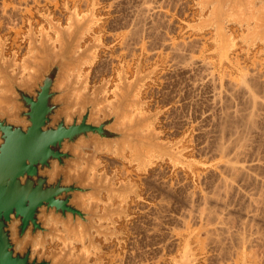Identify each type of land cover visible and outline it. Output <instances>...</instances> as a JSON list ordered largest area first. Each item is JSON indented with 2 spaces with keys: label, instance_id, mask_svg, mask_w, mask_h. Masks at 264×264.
<instances>
[{
  "label": "rangeland",
  "instance_id": "rangeland-1",
  "mask_svg": "<svg viewBox=\"0 0 264 264\" xmlns=\"http://www.w3.org/2000/svg\"><path fill=\"white\" fill-rule=\"evenodd\" d=\"M37 1L35 0L33 2V0H0V47L4 45L5 48L3 54L0 50V59H2L3 62L15 61L16 64L23 63V60L30 55L29 35L31 34L32 30H34L35 35L38 36V40L41 39L43 32L49 33L48 35L55 42L56 47L59 48V35L55 31H53V29H51L48 23V18L51 17L53 20H55V22H60L63 28H69V18L71 15L70 12H77L79 16L87 17L91 14V9L94 0ZM111 1L112 0H96V5L99 6L98 10H100L99 12L98 10L96 11V15L98 17H104L106 14H109V11H112V9L110 8L111 5H109ZM263 5L264 4L260 2L256 3L257 7ZM13 8L14 10H18L14 12ZM10 11L12 14H14L12 15ZM61 13L65 16V19H61V17L58 16V14L60 15ZM198 14H201L199 9L197 10V15ZM199 15L195 19L196 23L198 22L197 19ZM208 15L209 11L204 15V18H207ZM260 16L261 15L256 8L255 15L250 16V19H246L244 17L243 23L240 24L241 21L238 20L239 24H227L226 31L230 36L231 41L229 45L225 48H222L218 42L213 43L216 38V28H212L208 31H205L203 34L194 35L192 34V32H188L190 34L184 33V27H182L183 29L180 28L181 30L177 28V30H175V33H172L173 35L170 37V39L167 40V42L180 41L179 43H181V41L184 40L186 36H190L192 38H190L191 40L194 39L193 41L195 43L193 44V46L189 45L186 48L190 50V52L188 51L190 58L191 55L195 58V64L197 65V67L194 69V71L190 69H177L178 67L175 68V66L172 67V64L176 62L174 60L176 56L169 49V45L167 46V48L166 46H164V49L161 51L162 53L160 52L158 47H154L153 51H148L149 54L146 53L145 60L148 59L151 61V63L146 64L145 68L143 67V75H147L149 72H151L153 70L152 66L158 62H160L162 66L160 67V70L157 69L153 71V74L151 75V80H148L146 82L145 87L143 88L144 91L142 90L144 93L141 91L140 99L143 102H146V105L142 108V113L150 115L155 114L158 111L161 112V114L156 118L153 127L157 131L159 141L173 147V153H175L178 161L174 162L169 156L157 155L153 157L155 159L153 160L152 166L148 168L149 172L146 171L138 173L136 165L130 166L129 163L124 162L123 160H119L115 156L108 155L106 153L97 155L96 160L99 161L101 165L103 164L99 168V173L106 174L109 178L116 175L115 182L113 183L115 187H120L122 185L128 184L129 187L133 188L134 192L133 194H129L125 197H119L118 195H114L115 198H110L107 193H103L104 195L102 194L100 202V214L101 212H103L102 210H104V207L110 204L113 207L121 206L124 211H126L127 215L123 214L121 218L118 216L114 217L115 225L109 221H106V224L103 222V225L105 226L104 231L106 233H115L113 237H109L111 239V242L109 238L106 240L104 236H99L96 232H94V235L96 234L95 242L99 245V249L92 250L89 259V264H127V262L128 264H135L134 262H136L137 260L139 264H264V246H262L264 245V189L258 187L255 184V180L237 182L238 185L235 190L231 192L227 191L230 193L225 192V190L223 189L217 188L220 176L222 174V164L224 163L223 158L221 157L222 152L220 151V147L223 146L222 144L224 142L226 144V141H224L223 138L227 140V145L229 141L230 143H233V141L236 140L237 137L242 134L244 129L243 127H245V125L247 124V118L250 117V114L248 115V117L247 114L250 111L251 114L254 113L253 111H255H252V109L254 108L253 100H250L248 95L247 97L252 104L247 101L246 94L248 92V84L245 82L244 78L247 77L249 80L253 76L254 78L258 77V79L264 81V33H261V29L259 30L260 37L257 39L254 38L257 34L256 27L258 26L257 23L260 19ZM104 18L105 19L102 24H100L99 26L92 27L91 31L85 34L86 40L82 43L83 49L88 44H92L96 37L101 34L103 42L105 40V43L108 45H112L115 42V39L123 38L126 35L124 33L121 34L123 29H120V26L114 27L111 21H107V17ZM13 27H15L16 29H13ZM176 33L178 34L177 38L174 37V34ZM207 34H211V36ZM188 43L190 44V42ZM123 48L124 46H121L119 44L117 47L112 46L113 50H101L98 55L99 62L97 61L95 64L96 67L93 70L91 68H86L83 70V76L89 78L87 88H89L90 92L93 91L95 86L103 84L104 81L109 79L111 80L109 90L115 88L116 83H118V72H120L119 63L124 61V59L127 62V57L125 55L118 59H115V57L119 55V52H121V49ZM140 48L143 47L138 46L135 47V49L131 48L130 50L131 55L134 54V58L133 60H130V62H134L132 68L133 71L131 70L128 72V70L126 69V74L128 75L129 80L135 78L136 72L134 64H136V62L139 60L138 56L141 51ZM167 52L169 53V55ZM109 55H112L114 57L113 64L111 63L109 65V69L103 70L102 63ZM190 58L187 59L189 63L191 62ZM237 58L241 60V65H238L236 63L237 61L235 60H237ZM182 66L184 65L182 64ZM14 71L18 72V69H15ZM24 71L25 73L28 72V70ZM231 80H233L237 84V86L234 87L237 90L236 92H241L239 93V95H237V93L233 91L234 87L230 84ZM2 85L3 83L0 80V88ZM213 88H215V91H222L223 97L227 95L224 97V99L225 101L228 99L229 102L227 100L226 102L223 101V104L213 105ZM232 92H234L237 98L235 95V97H233V95L232 97L236 98L237 100L235 102L230 103V100L234 101V99H232V97L230 96ZM2 94L3 91L0 90V95ZM229 96L231 97V99H229ZM262 96V92L261 94L258 93V99L260 101L263 98ZM111 99H114V97L111 96ZM236 111H238V113H236ZM233 112H235L236 114H240L241 116H238V118L235 120L231 119V121L228 120L226 122V120L223 119V116L227 113L234 114ZM256 114H260L259 116H257L259 119L256 117V129H253L257 131H249L248 141L250 142V146L248 153L250 154H248V157L250 156V159L247 157L246 160L251 163L253 160H255V162L253 161L254 163H259V161L261 163H264V109L260 108L259 110H257ZM225 126H229L230 129L239 132L238 136L234 135L236 139H231L235 137L230 136V130L226 129L227 127ZM222 129H224V131L226 129V131H228L229 133H223ZM226 134L229 135V140L228 138H226L228 137V135L226 136ZM254 136L255 138H253ZM230 139L232 140V142ZM222 140L224 141L223 143ZM235 142L236 141H234V143ZM89 153L92 154V152ZM127 157L130 158L129 152L127 153ZM114 160L116 165L113 164ZM242 160H240V162ZM116 161L119 164L121 163L126 165L128 176H124L121 174L122 170H120L119 164L117 167ZM110 163H112V165ZM262 169L264 168L260 169V167H255L252 169V175L254 176V174L256 173L254 178L258 177L260 179H264V170ZM254 170L257 172H255ZM254 185L256 186V189ZM252 186H254V188H252ZM164 187L166 188V190ZM238 187L240 188L238 189ZM257 190H259L258 193ZM161 193L164 195V198ZM202 196L208 198L210 201V206L207 207V209H202V204L200 202ZM216 196L218 197L216 198ZM245 196L247 197V199ZM169 197H172L173 199H170ZM224 197L227 199H225ZM259 198L261 199L262 203ZM254 200L260 201V205L262 206V208L260 205L258 210L254 206L251 207V203ZM170 201L172 203H170ZM211 201H213V205ZM219 204L220 206H218ZM227 205H229V208ZM130 207L133 208H131V213L127 211L128 208L130 209ZM144 209H146L147 211ZM202 210L203 212H205L204 214H202ZM210 210L216 211L214 212V214H210ZM250 210L255 212L253 213ZM190 214H192V216L196 217L197 219H191L192 216ZM161 216L163 218H161ZM211 216H214L215 220L212 219ZM250 216L252 217V219ZM178 217L184 218L180 219ZM199 217L203 218L201 219ZM124 221H130L129 225H127V227L130 226L129 230H126L123 227L122 223ZM166 221L168 223H166ZM140 222L142 225L140 224ZM137 223L138 225L136 226ZM258 223L259 226L257 225ZM139 224L141 225V227H139ZM227 229L229 230V232ZM131 230L135 231H133L132 233ZM149 230H152L151 234H149ZM139 231L140 235L138 233ZM213 231L215 233L211 235V232L213 233ZM136 232L138 233L136 237L139 238L140 242L143 241L141 242L142 244L138 241V238L135 237ZM227 233L229 236L227 235ZM220 234L222 238H220ZM230 237H232V239ZM144 240L146 241L144 242ZM70 244H72V246H74L75 248V251L73 252L74 259L80 257V254L84 250L83 245L80 243H75L74 241H71ZM86 244L88 245V242ZM132 244L133 246L130 247ZM139 244L144 245L143 248H141L142 246ZM247 246L249 248H247ZM63 247L64 244L59 240H55L54 242H52V240L49 239L48 245L46 246L45 250L40 249V252L45 253L46 255H50L53 249L54 251H60ZM253 247L256 248L253 249ZM259 247L261 248V251ZM136 248L138 249V252ZM163 248H166L167 250H164ZM248 249H252L256 255H249ZM128 250L131 251L128 252ZM161 253L163 255H161ZM133 254H136V256ZM142 254H145L146 256ZM185 254L186 256L184 257ZM111 255L114 256L113 259L111 258ZM116 257L118 261H116ZM132 257H134V260H132ZM128 258H132L131 261ZM228 258L230 260H228ZM142 259L143 261H141ZM182 259L184 260L182 261ZM138 262L136 264H138Z\"/></svg>",
  "mask_w": 264,
  "mask_h": 264
},
{
  "label": "water",
  "instance_id": "water-1",
  "mask_svg": "<svg viewBox=\"0 0 264 264\" xmlns=\"http://www.w3.org/2000/svg\"><path fill=\"white\" fill-rule=\"evenodd\" d=\"M257 2L264 4L199 0L198 22L184 23V33L216 28L213 43L225 48L231 41L227 24L243 23L257 8V39L260 29L264 33V5L257 7ZM98 8L94 0L87 17L70 12L69 28L48 18L59 35V48L49 33L38 40L32 30L30 55L23 63L0 59V264H89L92 250L99 249L94 232L106 240L115 235L104 231L103 222L115 225L114 217L126 211L109 204L100 214L101 196L125 197L134 190L128 184L115 187L116 175L100 174L97 155L106 153L136 165L138 173L148 171L157 155L178 161L173 147L159 141L153 127L161 112L142 113L146 102L140 99L141 91L159 64L143 75L141 55L134 79L129 80L123 62L114 89L109 90L110 79L92 92L87 88L83 70L93 69L102 49H112L102 34L82 48L85 34L104 22L96 15ZM0 50L3 54L4 45ZM49 239L64 247L50 255L41 253ZM71 241L83 245L76 259Z\"/></svg>",
  "mask_w": 264,
  "mask_h": 264
},
{
  "label": "bare ground",
  "instance_id": "bare-ground-1",
  "mask_svg": "<svg viewBox=\"0 0 264 264\" xmlns=\"http://www.w3.org/2000/svg\"><path fill=\"white\" fill-rule=\"evenodd\" d=\"M35 0H33V2H34ZM37 1V0H36ZM40 1V0H39ZM49 1V0H48ZM71 1H77V0H71ZM38 2V1H37ZM67 2V1H66ZM102 2V1H101ZM100 2V3H101ZM110 2V1H109ZM54 3V2H53ZM57 3V2H56ZM68 4V3H67ZM78 5V4H77ZM109 5H110V3H109ZM13 10H14V8H13ZM18 10V9H17ZM17 10H14V12H16ZM100 10H98V12H99ZM102 11V10H101ZM1 12V11H0ZM21 12V11H20ZM10 13H11V11H10ZM82 13V12H81ZM109 13H110V11H109ZM12 14V13H11ZM14 14V13H13ZM12 14V15H13ZM68 15H70V14H68ZM107 15V14H106ZM58 16H60L61 17V19H65L64 17V15H62V13L59 15L58 14ZM100 16V15H99ZM59 17V18H60ZM146 17L147 16H145L142 20H145L146 19ZM55 21V20H54ZM60 23V22H59ZM142 23V21L140 20L139 21V24H133V28H134V30H130V29H126V33L124 32V34H126V36H127V39L129 40V41H133V42H139V41H141L142 39H143V36L145 35V32L144 31H142V30H140V28L139 27H141L140 26V24ZM64 26V25H63ZM17 27V26H16ZM46 28V27H45ZM99 28V27H98ZM236 28V27H235ZM13 29H16L15 27H13ZM181 29H183L182 27H181ZM180 29V30H181ZM17 32H19V31H17ZM207 33V32H206ZM237 33V32H236ZM100 34V33H99ZM193 34V33H192ZM20 35V34H19ZM96 35V34H95ZM194 35V34H193ZM207 35H210L211 36V34H207ZM191 37L190 36H186L185 38H184V40H182L181 41V43H179V42H176V41H169V42H167V38H163V40H162V43H161V45L164 47V46H166V48H167V46L169 45L170 47H169V49L174 53V55L176 56V58H174V60L176 61V62H174L173 64H172V67H174L175 66V68H177V69H190V70H193L194 71V69L197 67V65L195 64L196 62H195V58L194 57H192V55H191V58H190V56H189V53H188V51L190 52V50L189 49H186L187 48V46H189V45H191V46H193V44L195 43L193 40H191L190 39ZM89 39V38H88ZM90 40V39H89ZM91 42V41H90ZM167 42V43H166ZM188 42H190V44L188 43ZM27 44V43H26ZM88 44V43H87ZM131 43H129L128 41L127 42H125V48H123V49H121V52H119V55L117 56V57H115V59H118V58H120V57H122L123 55H125L126 57H127V63H126V67H125V69H127L128 70V72L129 71H131L132 70V68H133V62L131 61L130 62V60H133V58H134V54L133 55H131V52H130V47H131V45H130ZM25 49V48H24ZM103 50V49H102ZM113 50V49H112ZM103 52V51H102ZM101 52V53H102ZM162 53V52H161ZM168 53V52H167ZM140 54V53H139ZM149 54V53H148ZM102 55V54H101ZM168 55H169V53H168ZM187 55H188V57H187ZM167 56V55H166ZM168 57H170V56H168ZM161 58V57H160ZM190 58V60H191V62L189 63L188 62V60L187 59H189ZM20 59V58H19ZM162 59V58H161ZM101 60V59H100ZM113 60H114V57L112 56V55H109L108 57H106V59L103 61V63H102V68H103V70H107V69H109V65L112 63L113 64ZM168 60V59H167ZM235 61H237L236 63L238 64V65H241L242 64V62H241V60H239V58H237V60H235ZM99 62V61H98ZM167 62V61H166ZM100 63H101V61H100ZM99 63V64H100ZM137 63V62H136ZM143 63H144V61H143ZM151 63V61L150 60H148V59H146L145 60V65L146 64H150ZM184 65V66H182V64ZM169 64V63H168ZM204 64H205V62H204ZM213 64V63H212ZM97 65H98V63H97ZM211 65V64H210ZM209 65V66H210ZM135 66H136V64H135ZM135 66H134V68H135ZM213 66V65H212ZM96 66H94L93 67V69L95 68ZM92 69V70H93ZM144 70V69H143ZM160 70V69H159ZM133 71V70H132ZM192 71V72H193ZM248 71V70H247ZM258 73V72H257ZM131 74V73H130ZM246 74V73H245ZM250 75H253V74H250ZM263 75V74H262ZM134 76V75H133ZM157 76V75H156ZM256 76V75H255ZM258 76V75H257ZM233 78V77H232ZM263 78V77H262ZM245 79V82L248 84V92H247V94H246V98H247V101H249L250 102V104H252L251 103V99L253 100V106H254V108L252 109V111L253 110H255V111H253L254 113H252L251 114V111L247 114V117H248V115L250 114V117H248L247 119H248V121H246L247 122V124L245 125V127H243L244 129H243V132H242V134L241 135H239L238 136V134H239V132L238 131H236V130H232V129H230L229 128V126H225V127H227L226 129H229L230 131V133L228 132V131H226V129H225V131H224V129H222L223 130V133H225V132H228L229 134H231L230 136L232 137H235V136H238L237 137V139H236V137L235 138H231L232 140L233 139H236V140H234V141H236L235 143H234V141H233V143H230V141L228 142V145H227V140H225V138H223L224 139V141H226V144H225V142L222 140V145L223 146H221L220 147V151L222 152V154H221V157L223 158V161H224V163L222 164V167H223V169L221 170V172H222V174H221V176H220V180H219V183H218V185H217V188H220V189H223V190H225V192H227V191H233V190H235L236 188H237V182H240V181H246V180H255V184L258 186V187H261V189H264V179H260V178H258V177H255L254 178V176H255V174H254V176L252 175V169L253 168H255V167H260V169L261 168H264V163H261L259 160H261V159H259L258 161H259V163H254L255 162V160H253L252 161V163L251 162H249L248 160H246L247 159V157H248V154H250V153H248V150H249V146H250V142L248 141V134H249V131L250 130H253V129H256V125H257V116H259L258 114H256L257 113V110H259L260 108H262V109H264V81H261L260 79H258V77H251L249 80H248V78L246 77V78H244ZM252 79V80H251ZM153 83V82H152ZM211 83H213V82H211ZM233 87L234 86H237V84L233 81V80H231V83H230ZM98 85V84H97ZM101 85V84H100ZM214 85H215V83H214ZM213 85V86H214ZM216 86H217V84H216ZM242 86V85H241ZM215 87V86H214ZM225 88V87H224ZM227 88V87H226ZM214 89V92H213V100H212V102H213V105L215 104V105H218V104H223V101L224 102H226L225 101V99H224V97L225 96H227V95H225L224 97H223V93H222V91H218V90H216L215 91V88H213ZM223 90H225V89H223ZM144 91V90H143ZM142 91V92H143ZM233 91L235 92V93H237V95H239V93H241V92H236L237 90L235 89V87L233 88ZM234 92H232V94L230 95L231 97H232V95H233V97H235L236 95L234 94ZM261 92L263 93V98H262V100L260 101L259 99H258V93H260L261 94ZM144 93V92H143ZM229 93V92H228ZM235 95V96H234ZM247 95H248V97H249V99H248V97H247ZM229 96V97H230ZM245 96V95H244ZM228 97V98H229ZM231 97L229 98V99H231ZM232 97V99H234V101L232 100H230V103L231 102H235L237 99V96H236V98H233ZM143 98V97H142ZM241 98V97H240ZM243 99V98H242ZM239 100V99H238ZM147 101V100H146ZM228 102H229V100H228ZM239 102V101H238ZM229 103V104H230ZM245 103V102H244ZM247 105V104H246ZM249 106H252V105H249ZM217 107V106H216ZM233 107V106H232ZM242 107H243V105H242ZM229 108V107H228ZM146 110V109H145ZM214 110V109H213ZM212 110V111H213ZM224 110V109H223ZM233 110V109H232ZM238 110V109H237ZM242 110V109H241ZM251 110V109H250ZM221 111V110H220ZM225 111H226V109H225ZM256 112V113H255ZM153 113V112H152ZM234 114H232V113H227L226 115H224L223 116V119H225L226 120V122L228 121V120H230L231 121V119L232 120H235V119H237L238 118V116H241L240 114H236V113H238V111H236V113L235 112H233ZM260 113V112H259ZM165 114V113H164ZM257 117V118H256ZM246 119V120H247ZM259 119V118H258ZM239 120H241V119H239ZM245 122V121H244ZM245 122V123H246ZM244 123V124H245ZM237 124H239V123H237ZM243 124V125H244ZM222 125V124H221ZM217 126V125H216ZM238 126V125H237ZM219 127V126H218ZM223 128V127H222ZM242 128V127H241ZM240 129V128H239ZM258 129V128H257ZM264 129V128H263ZM260 130V129H259ZM253 131H257V130H253ZM259 132V131H258ZM251 133V132H250ZM220 134V133H219ZM255 134V133H254ZM257 134V133H256ZM225 135V134H224ZM228 134H226V136H227ZM235 135V136H234ZM166 138V137H165ZM226 138H228V140H229V135H228V137H226ZM253 138H255V136L253 137ZM230 139V140H231ZM261 139V138H260ZM232 140H231V142H232ZM251 141H254V140H251ZM234 146H233V145ZM260 144V143H259ZM214 145V144H213ZM258 145V144H257ZM252 148V147H251ZM215 149V148H214ZM251 151V150H250ZM256 151V150H255ZM221 152H219V153H221ZM253 152V151H252ZM129 156V155H128ZM250 157V156H249ZM248 157V158H249ZM252 157V156H251ZM260 157V156H259ZM258 157V158H259ZM199 158V157H198ZM107 159V158H106ZM105 159V160H106ZM243 159V160H242ZM250 159V158H249ZM111 160H113V159H111ZM117 160V159H116ZM240 160H242L241 162H240ZM251 160H252V158H251ZM263 161V160H262ZM167 162V161H166ZM116 163H117V161H116ZM111 165H112V163H110ZM113 164H115V160L113 161ZM118 164L119 163H117V167H118ZM162 164V163H161ZM103 165V164H102ZM116 165V164H115ZM163 165V164H162ZM215 166V165H214ZM113 167V166H112ZM119 168H120V170H122V175H124V176H128V172H127V167H126V165L125 164H119ZM155 168V167H154ZM161 168V167H160ZM217 168V167H216ZM109 169V168H108ZM163 169V168H162ZM259 169V168H258ZM104 170V169H103ZM257 170V169H256ZM262 170H264V169H262ZM156 171V170H155ZM255 171V170H254ZM132 172V171H131ZM149 172V171H148ZM154 172V171H153ZM181 172V171H180ZM255 172H257V171H255ZM263 172V171H262ZM261 172V173H262ZM133 173V172H132ZM165 174V173H164ZM183 174H185V173H183ZM218 174V173H217ZM258 174V173H257ZM164 176V175H163ZM261 176V175H260ZM138 177V176H137ZM147 177V176H146ZM162 177V176H161ZM151 178V177H150ZM185 178V177H184ZM263 178H264V175H263ZM149 179V178H148ZM159 179V178H158ZM182 179V178H181ZM214 179V178H213ZM160 180V179H159ZM128 181V180H127ZM167 182H168V180H167ZM170 182V181H169ZM214 182H215V180H214ZM125 183H127V182H125ZM155 183H157V182H155ZM177 183V182H176ZM179 183V182H178ZM182 183V182H181ZM208 183V182H207ZM149 184V183H148ZM215 184V183H214ZM251 184V183H250ZM254 184V183H253ZM143 185V184H142ZM167 185V184H166ZM244 185V184H243ZM145 186V185H144ZM161 186V185H160ZM255 186V185H254ZM254 186H252V188H254ZM149 187V186H148ZM151 187V186H150ZM153 187H155V186H153ZM152 187V188H153ZM170 187V186H169ZM247 187V186H246ZM160 188V187H159ZM165 188V187H164ZM171 188V187H170ZM176 188V187H175ZM240 187H238V189H239ZM241 188H242V186H241ZM156 189H157V187H156ZM255 189H256V186H255ZM153 190V189H152ZM161 190V189H160ZM164 190V189H163ZM165 190H166V188H165ZM217 190V189H216ZM222 190V191H223ZM242 190V189H241ZM155 191V190H154ZM162 191V190H161ZM160 191V192H161ZM174 191V190H173ZM211 191V190H210ZM258 191L259 190H257V193H258ZM264 191V190H263ZM159 192V191H158ZM165 192V191H164ZM163 192V193H164ZM230 192H227V193H230ZM256 192V191H255ZM147 193V192H146ZM155 193V192H154ZM166 193V192H165ZM219 193H220V191H219ZM262 193V192H261ZM143 194V193H142ZM156 194V193H155ZM160 194V193H159ZM178 194V193H177ZM206 194V193H205ZM263 194V193H262ZM261 194V195H262ZM104 195V194H103ZM161 195H163L162 193H161ZM160 195V196H161ZM215 195H216V193H215ZM214 195V196H215ZM219 195V194H218ZM256 195V194H255ZM258 195V194H257ZM264 195V194H263ZM153 196V195H152ZM169 196H172V195H169ZM220 196V195H219ZM259 196H260V193H259ZM108 197V196H107ZM154 197V196H153ZM157 197V196H156ZM166 197V196H165ZM176 197V196H175ZM193 197V196H192ZM211 197V196H210ZM209 197V198H210ZM218 196H216V198H217ZM221 197V196H220ZM219 197V198H220ZM229 197V196H228ZM246 197V196H245ZM115 198V197H114ZM158 198V197H157ZM162 198V197H161ZM163 198H164V195H163ZM167 198V197H166ZM170 198V197H169ZM172 198V197H171ZM170 198V199H171ZM225 198V197H224ZM237 198V197H236ZM249 198H250V196H249ZM257 198V197H256ZM262 198V197H261ZM109 199V198H108ZM168 199V198H167ZM173 199V198H172ZM174 199H176V198H174ZM223 199V198H222ZM225 199H227V198H225ZM232 199V198H231ZM246 199H247V197H246ZM260 199V198H259ZM161 200V199H160ZM169 200V199H168ZM196 200V199H195ZM211 200V199H210ZM220 200V199H219ZM224 200V199H223ZM222 200V201H223ZM263 200H264V198H263ZM133 201V200H132ZM162 201V200H161ZM166 201V200H165ZM217 201V200H216ZM221 201V200H220ZM219 201V202H220ZM249 201V200H248ZM260 201H261V199H260ZM260 201H258V200H254V201H252V206L251 207H255V208H257V210H258V208H259V205L262 203V201H261V203H260ZM105 202V201H104ZM110 202V201H109ZM197 202V201H196ZM201 204H202V209L204 208V209H207V207H209L210 205V201H209V199L208 198H206V197H203L202 196V199H201ZM213 201H211V203H212ZM224 202V201H223ZM126 203V202H125ZM142 203V202H141ZM162 203V202H161ZM170 203H172L171 201H170ZM190 203V202H189ZM192 203V202H191ZM195 203V202H194ZM193 203V204H194ZM244 203V202H243ZM112 204V203H111ZM163 204V203H162ZM167 204H168V202H167ZM215 204V203H214ZM216 204H217V202H216ZM215 204V205H216ZM114 205V204H113ZM212 205H213V203H212ZM211 205V206H212ZM234 205V204H233ZM162 206V205H161ZM160 206V207H161ZM177 206H178V204H177ZM193 206V205H192ZM218 206H220V204L218 205ZM222 206V205H221ZM228 206V208H229V205H227ZM261 206V205H260ZM188 207V206H187ZM217 207V206H216ZM130 208H132V207H130ZM219 208V207H218ZM223 208V207H222ZM226 208V207H225ZM255 208H254V210H255ZM261 208H262V206H261ZM103 209V208H102ZM129 209V208H128ZM133 209V208H132ZM143 209V208H142ZM150 209V208H149ZM163 209V208H162ZM172 209V208H171ZM188 209V208H187ZM195 209V208H194ZM144 210H146V209H144ZM253 210V209H252ZM103 211V210H102ZM128 212H129V210H127ZM147 211V210H146ZM179 211V210H178ZM191 211V210H190ZM189 211V212H190ZM206 211V210H205ZM216 211V210H215ZM214 210H210L209 212H210V214H214V212H215ZM251 211V210H250ZM160 212H161V210H160ZM202 212H203V210H202ZM202 212H200V213H202ZM222 212V211H221ZM248 212V211H247ZM251 212H253V211H251ZM255 212V211H254ZM253 212V213H254ZM102 213V212H101ZM144 213V212H143ZM150 213V212H149ZM163 213V212H162ZM161 213V214H162ZM173 213V212H172ZM175 213V212H174ZM188 213V212H187ZM191 213V212H190ZM205 212H203L202 214H204ZM259 213V212H258ZM137 214V213H136ZM145 214V213H144ZM154 214V213H153ZM158 214H160V213H158ZM168 214V213H167ZM182 214V213H181ZM186 214V213H185ZM222 214V213H221ZM123 215V214H122ZM127 215V214H126ZM143 215V214H142ZM156 215V214H155ZM191 216H192V214H190ZM194 215V214H193ZM197 215V214H196ZM195 215V216H196ZM206 215V214H205ZM249 215V214H248ZM150 216H152V215H150ZM149 216V217H150ZM160 216V215H159ZM183 216V215H182ZM190 216V217H191ZM202 216V215H201ZM224 216V215H223ZM155 217V216H154ZM189 217V218H190ZM212 217V219H214V216H211ZM251 217V216H250ZM253 217H254V215H253ZM256 217H257V214H256ZM256 217H255V221H256ZM264 217V216H263ZM161 218H163L162 216H161ZM160 218V219H161ZM178 218H184V217H178ZM197 219L196 217H191V219ZM199 218H203V217H199ZM208 218V217H207ZM210 218V217H209ZM232 218V217H231ZM116 219V218H115ZM156 219V218H155ZM174 219V218H173ZM229 219V218H228ZM243 219V218H242ZM248 219V218H247ZM250 219V218H249ZM251 219H252V217H251ZM254 219V218H253ZM130 220V219H129ZM139 220H141V219H139ZM176 220V219H175ZM183 220V219H182ZM187 220V219H186ZM198 220H200V219H198ZM208 220V219H207ZM215 220V219H214ZM217 220V219H216ZM121 221V220H120ZM126 221V220H125ZM124 221V222H125ZM138 221V220H137ZM146 221V220H145ZM156 221H158V220H156ZM177 221V220H176ZM188 221V220H187ZM233 221V220H232ZM247 221V220H246ZM254 221V222H255ZM258 221H259V219H258ZM110 222V221H109ZM130 222V221H129ZM132 222H136V221H132ZM185 222V221H184ZM196 222V221H195ZM201 222V221H200ZM203 222V221H202ZM250 222V221H249ZM105 223V222H104ZM150 223V222H149ZM166 223H168L167 221H166ZM170 223V222H169ZM175 223V222H174ZM177 223V222H176ZM182 223V222H181ZM187 223V222H186ZM209 223V222H208ZM216 223V222H215ZM106 224V223H105ZM133 224V223H132ZM140 224H141V222H140ZM139 224V225H140ZM154 224V223H153ZM155 224H157V223H155ZM200 224V223H199ZM206 224V223H205ZM213 224H214V222H213ZM244 224V223H243ZM246 224V223H245ZM261 224H262V222H261ZM138 225V223L136 224V226ZM142 225V224H141ZM141 225L139 226V227H141ZM159 225V224H158ZM163 225V224H162ZM207 225V224H206ZM238 225V224H237ZM253 225V224H252ZM254 225H256V224H254ZM258 226H259V223L257 224ZM133 226H135V225H133ZM150 226V225H149ZM196 226V225H195ZM249 226V225H248ZM119 227V226H118ZM130 227V226H129ZM132 227V226H131ZM143 227V226H142ZM157 227V226H156ZM158 227H161V226H158ZM177 227V226H176ZM239 227V226H238ZM242 227V226H241ZM133 228V227H132ZM136 228H138V227H136ZM136 228H135V230H136ZM146 228V227H145ZM174 228H175V225H174ZM173 228V229H174ZM213 228V227H212ZM244 228V227H243ZM252 228H254V227H252ZM105 229V228H104ZM140 229V228H139ZM138 229V230H139ZM182 229H184V228H182ZM185 229H187V228H185ZM232 229V228H231ZM240 229V228H239ZM128 230V229H127ZM135 230H133V231H135ZM143 230V229H142ZM157 230V229H156ZM161 230V229H160ZM203 230V229H202ZM228 230V229H227ZM229 230H230V228H229ZM229 230H228V232H229ZM241 230V229H240ZM249 230V229H248ZM108 231V230H107ZM132 231V230H131ZM133 231H132V233H133ZM150 231V233L149 234H151V231L152 230H149ZM158 231V230H157ZM162 231V230H161ZM261 231V230H260ZM142 232V231H141ZM156 232V231H155ZM242 232H244V231H242ZM137 233V232H136ZM135 233V237H136V235H138V233H139V235H140V231L136 234ZM154 233V232H153ZM215 232L213 231V233L211 232V235L212 234H214ZM251 233V232H250ZM144 234V233H143ZM169 234V233H168ZM206 234H208V233H206ZM230 234V233H229ZM232 234V233H231ZM240 234V233H239ZM238 234V235H239ZM96 235V234H95ZM155 235V234H154ZM174 235V234H173ZM179 235V234H178ZM216 235V234H215ZM227 235H228V233H227ZM234 235H236V234H234ZM241 235V234H240ZM260 235V234H259ZM100 236V235H99ZM117 236V235H116ZM128 236V235H127ZM141 236H144V235H141ZM176 236V235H175ZM214 236V235H213ZM229 236V235H228ZM232 236V235H231ZM243 236V235H242ZM252 236V235H251ZM250 236V237H251ZM257 236V235H256ZM97 237V236H96ZM132 237V236H131ZM135 237H133V238H135ZM163 237V236H162ZM167 237H169V236H167ZM207 237V236H206ZM215 237V236H214ZM235 237H237V236H235ZM234 237V238H235ZM120 238V237H119ZM130 238V237H129ZM136 238H138V237H136ZM141 238V237H140ZM158 238V237H157ZM212 238V237H211ZM210 238V239H211ZM220 238H222V236H221V234H220ZM231 239H232V237H230ZM245 238V237H244ZM264 238V237H263ZM110 239V238H109ZM132 239V238H131ZM215 239V238H214ZM240 239V238H239ZM250 239V238H249ZM130 240V239H129ZM147 240H149V239H147ZM242 240V239H241ZM133 241V240H132ZM138 241L140 242V240H139V238H138ZM137 241V242H138ZM146 240H144V242H145ZM214 241V240H213ZM217 241V240H216ZM240 241V240H239ZM251 241V240H250ZM110 242H111V239H110ZM141 242H143V241H141ZM140 242V243H141ZM152 242V241H151ZM246 242V241H245ZM264 242V241H263ZM130 243V242H129ZM128 243V244H129ZM133 243V242H132ZM173 243V242H172ZM254 243V242H253ZM115 244H117V243H115ZM114 244V245H115ZM142 244V243H141ZM141 244H139V245H141ZM158 244V243H157ZM205 244H206V242H205ZM212 244V243H211ZM210 244V245H211ZM242 244H243V242H242ZM251 244V243H250ZM130 245V244H129ZM135 245V244H134ZM223 245V244H222ZM246 245V244H245ZM258 245V244H257ZM55 246V245H54ZM106 246V245H105ZM133 246V244L130 246V247H132ZM136 246H138V245H136ZM142 247L141 248H143V246L144 245H141ZM155 246V245H154ZM164 246V245H163ZM168 246V245H167ZM262 246H264V245H262ZM262 246H260V247H262ZM115 247V246H114ZM160 247V246H159ZM252 247V246H251ZM259 247V248H260ZM140 248V247H139ZM148 248H150V247H148ZM154 248V247H153ZM173 248V247H172ZM247 248H249L248 246H247ZM254 248H256V247H253V249ZM107 249H110V248H107ZM137 249V248H136ZM136 249H134V250H136ZM145 249H147V248H145ZM164 249V248H163ZM166 249V248H165ZM164 249V250H165ZM264 249V248H263ZM54 250V249H53ZM57 250V249H56ZM140 250V249H139ZM167 250V249H166ZM174 250V249H173ZM219 250V249H218ZM222 250V249H221ZM249 250V255H254L255 253L253 252V250L252 249H248ZM257 250H258V248H257ZM59 251V250H58ZM129 251H131V250H128V252ZM223 251V250H222ZM225 251V250H224ZM233 251V250H232ZM260 251H261V248H260ZM114 252V251H113ZM135 252V251H134ZM133 252V253H134ZM137 252H138V249H137ZM153 252V251H152ZM160 252V251H159ZM241 252V251H240ZM264 252V251H263ZM142 253H144V252H142ZM155 253H157V252H155ZM226 253V252H225ZM238 253V252H237ZM80 254V253H79ZM131 254V253H130ZM141 254V253H140ZM168 254V253H167ZM219 254V253H218ZM129 255V254H128ZM127 255V256H128ZM133 255H135L136 256V254H133ZM137 255H138V253H137ZM142 255H145V254H142ZM158 255V254H157ZM161 255H163L162 253H161ZM227 255H229V254H227ZM231 255V254H230ZM256 255V254H255ZM264 255V254H263ZM126 256V255H125ZM124 256V257H125ZM141 256V255H140ZM146 256V255H145ZM148 256V255H147ZM159 256V255H158ZM262 256V255H261ZM138 257V256H137ZM167 257V256H166ZM109 258V257H108ZM111 258L113 259L114 258V256L113 255H111ZM121 258H123V257H121ZM133 258V259H132ZM132 258H128L130 261H131V259L132 260H134V257H132ZM141 258V257H140ZM143 258V257H142ZM162 258V257H161ZM233 258V257H232ZM116 259H117V257H116ZM136 259H138V258H136ZM147 259V258H146ZM158 260V259H157ZM228 260H230L229 258H228ZM116 261H118V259L116 260ZM141 261H143V259L141 260ZM145 261V260H144ZM148 261V260H147ZM161 261V260H160ZM249 261V260H248ZM262 261V260H261ZM134 262V261H133ZM138 262V260L136 261V262H134L135 264ZM166 263V262H165ZM127 264H128V262H127ZM138 264H139V262H138ZM168 264V263H167Z\"/></svg>",
  "mask_w": 264,
  "mask_h": 264
},
{
  "label": "built area",
  "instance_id": "built-area-1",
  "mask_svg": "<svg viewBox=\"0 0 264 264\" xmlns=\"http://www.w3.org/2000/svg\"><path fill=\"white\" fill-rule=\"evenodd\" d=\"M199 0H112L110 8L112 11L105 15L107 21H111L114 27L123 29L121 34L126 33V29L134 30L133 24H140V30L145 32L143 39L139 42L129 41L125 35L123 38L115 39L112 45L117 47L119 44L124 46L125 42L131 43V48L142 46L140 54L143 55V67L145 68V55L148 51H153L154 47H158L160 52L164 49L161 43L163 38L170 39L175 33V30L184 27V32L187 26L184 23H194L197 18L196 2ZM145 16L146 19L142 20ZM190 34V33H188ZM178 34H174L177 38ZM125 63L126 60L119 63ZM162 66L160 62L154 64ZM135 66V64H134Z\"/></svg>",
  "mask_w": 264,
  "mask_h": 264
},
{
  "label": "crops",
  "instance_id": "crops-1",
  "mask_svg": "<svg viewBox=\"0 0 264 264\" xmlns=\"http://www.w3.org/2000/svg\"><path fill=\"white\" fill-rule=\"evenodd\" d=\"M127 210H128V209H127ZM129 212H130V213L132 212V209H131V208L129 209ZM122 225H123V227H124L126 230H127V229L129 230V227H127V225H129V222H123ZM122 225H121V226H122ZM121 226H120V227H121Z\"/></svg>",
  "mask_w": 264,
  "mask_h": 264
}]
</instances>
